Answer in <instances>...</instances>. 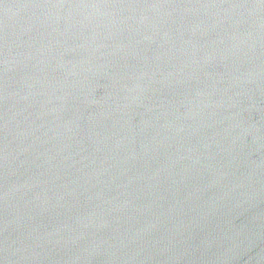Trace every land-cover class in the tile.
<instances>
[{
    "label": "water",
    "instance_id": "95a60500",
    "mask_svg": "<svg viewBox=\"0 0 264 264\" xmlns=\"http://www.w3.org/2000/svg\"><path fill=\"white\" fill-rule=\"evenodd\" d=\"M0 264H264V0H0Z\"/></svg>",
    "mask_w": 264,
    "mask_h": 264
}]
</instances>
